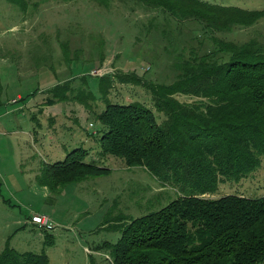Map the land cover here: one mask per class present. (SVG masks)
<instances>
[{
    "label": "trees",
    "instance_id": "1",
    "mask_svg": "<svg viewBox=\"0 0 264 264\" xmlns=\"http://www.w3.org/2000/svg\"><path fill=\"white\" fill-rule=\"evenodd\" d=\"M92 1L107 7L109 0ZM128 1L163 40L174 79L158 84L136 73L101 76L108 85L145 94L111 98L96 113L99 155L147 173L171 195L147 207L136 204L137 216L120 211L115 198L100 226L118 238L92 252H104V264H264V194H257L264 184L253 182L258 185L249 195L211 197L220 186L253 180L264 166V10L210 0ZM88 157L87 149H74L36 179L59 192L109 175ZM35 227L50 246L52 235ZM47 263L43 252L0 254V264Z\"/></svg>",
    "mask_w": 264,
    "mask_h": 264
},
{
    "label": "rangeland",
    "instance_id": "2",
    "mask_svg": "<svg viewBox=\"0 0 264 264\" xmlns=\"http://www.w3.org/2000/svg\"><path fill=\"white\" fill-rule=\"evenodd\" d=\"M15 1L0 0V254L12 249L43 252L47 264H104V252L92 250L118 238L100 226L111 202L116 198L120 211L137 216L136 204L147 207L158 197L165 202L171 194L147 173L127 170L120 159L99 155L96 113L111 98L129 101L145 94L139 88L108 85L101 76L136 73L170 84L174 72L165 44L149 30L148 15L128 0H109L107 7L92 0ZM210 1L264 10V0ZM182 31L188 40L190 35ZM77 148L87 149L86 162L109 169V175L59 192L38 183L45 165L63 161ZM253 182L264 184V166L253 180L240 187L220 186L211 197L249 195L258 185ZM34 215L56 225L54 231L42 229L52 235L50 246L44 247L42 231L27 225Z\"/></svg>",
    "mask_w": 264,
    "mask_h": 264
},
{
    "label": "built area",
    "instance_id": "3",
    "mask_svg": "<svg viewBox=\"0 0 264 264\" xmlns=\"http://www.w3.org/2000/svg\"><path fill=\"white\" fill-rule=\"evenodd\" d=\"M30 223L40 229L54 231L56 225L46 216L34 215L30 217Z\"/></svg>",
    "mask_w": 264,
    "mask_h": 264
},
{
    "label": "crops",
    "instance_id": "4",
    "mask_svg": "<svg viewBox=\"0 0 264 264\" xmlns=\"http://www.w3.org/2000/svg\"><path fill=\"white\" fill-rule=\"evenodd\" d=\"M65 130H68V129H65ZM76 130H77V129H76ZM76 130H75V131H76ZM81 133L85 134L83 130H81ZM33 136H34V135H33ZM26 223H27V225H32V226H33V224L30 223V219H29V220H26ZM25 225H26V224H25ZM34 227H35V226H34ZM35 229L37 230L36 227H35Z\"/></svg>",
    "mask_w": 264,
    "mask_h": 264
}]
</instances>
